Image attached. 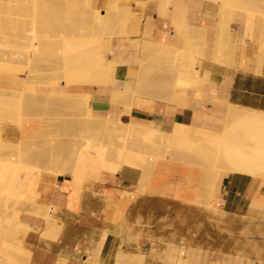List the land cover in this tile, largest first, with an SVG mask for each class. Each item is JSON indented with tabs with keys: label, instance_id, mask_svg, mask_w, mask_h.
Listing matches in <instances>:
<instances>
[{
	"label": "crops",
	"instance_id": "obj_1",
	"mask_svg": "<svg viewBox=\"0 0 264 264\" xmlns=\"http://www.w3.org/2000/svg\"><path fill=\"white\" fill-rule=\"evenodd\" d=\"M104 1L98 2L102 9ZM120 4L130 8L126 34L131 45L129 40L124 41L129 47L127 51L132 50V40H150L182 49L185 36L173 20L184 23L197 34L202 33V57L196 60L202 77L185 94L174 91L157 98L135 94L129 106L110 101L108 85H80L76 89L87 94L96 117L101 116L97 112L126 113L130 122L140 126L164 132L178 130L193 139L218 142L228 106L264 112V16L261 12L256 11L252 23H248L247 10L237 6L229 8L226 59L220 62L211 58L215 30L217 34L220 24L219 0H168L163 13L159 12V0H128ZM256 4L264 6L263 0ZM127 56L125 53L124 57ZM138 67L135 61L120 62L115 65V74L130 81L135 78ZM131 119L157 126H146ZM24 124L38 129L32 119L28 118ZM222 138L225 146L234 147L228 163L239 173H225L220 183L215 184L216 201H211L210 208L195 200L201 179L198 175L192 179L185 176L182 167L186 164L174 159H160L143 187L140 186L141 170L128 165L114 174L101 171L86 179L77 193L69 184V175L57 174L54 179L44 181L43 200L55 205L52 214L59 221L49 235H42L45 225L42 216L24 218L27 225L38 228L35 232L28 231L24 238L30 245L29 263L112 264L121 249L142 253L145 264H161L158 254L166 248V243L194 241L197 239L192 235L194 231L204 235L206 229H212L219 234L221 225L234 230L237 225L264 228V184L259 178L249 176L264 172V116L245 114L233 119Z\"/></svg>",
	"mask_w": 264,
	"mask_h": 264
},
{
	"label": "rangeland",
	"instance_id": "obj_2",
	"mask_svg": "<svg viewBox=\"0 0 264 264\" xmlns=\"http://www.w3.org/2000/svg\"><path fill=\"white\" fill-rule=\"evenodd\" d=\"M10 1L13 2L11 3ZM29 1L26 0L17 1L20 2L21 4L25 3L24 5H21L20 3H16V0H7L5 1L7 2L5 3L7 5L6 9L4 5L2 6V8L0 7L3 10V11L0 10L1 21L5 20V24L7 25L4 31L6 33L8 31L7 34L0 33L2 34L0 35L1 40L3 38V40L5 41V39L7 38V41H5L6 43L11 41L14 44L16 42L14 36H17L15 33L19 31L18 29L17 30L15 29L16 31L13 30L12 32L15 35L12 36L13 38L10 37L9 34L11 31L9 32L10 28L8 27H10L11 24L9 26L10 23L9 21H11L12 23L13 19L20 20V18H22L20 21L23 24L21 25L23 28H24V23L27 22V24H25V28L29 27L26 25L28 24L30 25L32 23L33 17L31 16V12H30L31 10L29 9V7H31V4L28 3ZM39 1L42 4V8H40L39 9L40 11L37 12L38 13L37 17L41 21L39 23L38 22L36 23V28L32 27L30 29V27L33 24L28 28L30 29V32H32L31 35L33 33H36L35 35H38L37 36L38 38L36 37V41L38 42V45H40L39 47L41 49V55L43 54V56L39 54V59H36L37 64L40 65L42 64L41 66L43 67L44 66L57 67L56 63H58V66H60L62 63V58L60 60L61 63L60 61L57 60L55 63L53 57H57L58 54L57 58H60V53L56 52V54L52 56L53 58L52 61L47 57L50 60V63H47L46 65V61L48 60L47 58L44 57V55L48 56L49 53L47 50H45L46 46H43L46 45L45 44L46 41L43 42V45L41 41H44L43 37L47 33H54L57 34V36L58 35L60 36L70 32V33H74L75 35H82V36L84 35L94 38L97 42V50L99 51L100 56L103 58V62L105 64L95 63V53L93 51H87L82 55L79 61L80 62V64L78 65L79 68L76 70L70 69L68 72L80 71L79 69L82 68L87 69L88 84L108 85L109 99L114 103H121L123 105L129 106V104L131 105V100L135 94H138L137 96L146 95L154 98H157V96H164L166 94H169L171 93V91L173 92L172 90L173 82L178 74L188 75L191 71H193L192 68H187L186 66L180 64L178 58L181 57L183 54L182 51L179 49H177L174 53L171 54L165 53L163 62L158 63V61H155L156 64H152V61H154L155 58L151 57L152 58L151 60V58L147 57L148 55L147 52L141 50L142 41L137 42L132 40L134 42L132 45V50L127 51L129 47L124 45V41L129 40L126 34L127 22L129 19L128 14H124V15L121 14L122 22H123L122 33L120 35L118 34L108 37V35L96 34L92 32L91 27L94 18H96V15L98 14V10L92 8L91 4L89 6L81 5L79 4L80 2L79 0H39ZM240 5L241 4L239 5L236 4L234 6H240ZM220 6L221 7L223 6L222 7L223 10H227L230 7H232L229 5L228 6L222 5V3H220ZM24 7H26V9ZM4 9L5 10L8 9V11L6 13H3L5 12ZM11 9H13L12 11L15 12L12 13ZM19 9H20L19 11L20 16L17 15ZM23 11L24 13H26V17H30V18L24 17L25 14H23ZM10 12L11 14L9 16ZM28 12H30V14H27ZM2 13L5 15L2 16ZM21 14H23L24 16H22ZM6 16L8 17V19H6L7 18ZM12 16L14 17L13 19L10 18ZM225 18H227V14H224L222 16L220 15V20L221 19L224 20V21L221 20L223 24L227 22V19ZM23 19L25 20V22H23L24 21ZM26 19H28V21ZM19 20L16 21V23H14L13 21L12 25L14 26V24H18V28H19V23H20ZM2 24L0 23L1 27L3 26L2 28L4 29L5 24L3 21ZM11 29H14V27ZM28 29H23L22 31L23 33L19 32L20 36L22 37L25 36L24 33H28L27 32ZM24 30L26 31L24 32ZM29 34H26L27 38L24 37L23 40L21 37L20 38L17 37L18 38L17 40L21 39L19 40L21 42L18 43L17 41L16 43L29 44L32 38V36H29ZM3 35L5 36L7 35L6 38L2 37ZM41 37L43 39L40 40L39 38ZM191 41L198 42L200 41V39L198 40L196 38H193L191 39ZM41 45L43 48H41ZM130 45H131V41H130ZM124 49L126 50L125 52L126 56L128 55L127 57H124L125 55V53L123 52ZM52 52L53 51H50V53ZM192 55H195V51L194 53L192 52ZM6 56L9 57V54H7ZM6 56L1 55L0 57L6 58ZM43 57L46 59V61L43 59ZM173 57L175 58L174 59L175 62L171 64ZM111 59L114 61L112 64L114 67L117 63L120 62H125V61L137 62L139 67H138V71L136 72L135 78L130 81H126L124 78H119L120 80L118 81L117 84L115 85L111 84L110 65H107L108 63H112ZM147 60L149 61L150 65L148 64ZM6 63L8 64V61H6ZM6 63L0 61V69H3L5 66L6 67L9 66V65H5ZM5 72L7 71L5 70ZM32 73L33 72L31 73L29 72L30 75ZM14 74H16V71ZM14 74H10V75H14ZM52 74L57 78L48 80V78L51 77ZM61 74L62 73L60 69L52 70V71L46 70L43 72L42 76L44 77L42 79H39L37 81L30 80L32 83L28 81L29 83L26 82L23 84V89L25 92H32L34 93V95L37 94V96L33 95L32 98H27V99H31V102L32 100H39L40 102V103H38V101L37 102L33 101L34 103L30 102L33 105L31 106V104L27 102L28 100L24 99L25 102H23L24 100L23 101L21 100L22 102L17 101V98L15 97L13 91H11L12 88L9 87L8 81L0 73V89L2 88L5 91L6 89L9 90V94L13 93L12 95L14 96V97L11 96V94L9 95L8 93L6 95L9 96L6 97L4 96L5 98L0 96L3 98L0 99V107H1L0 143L2 144V146L0 144L1 146L0 147V193H1L0 195L2 196L0 199L2 202L6 199L5 202L11 203L12 206L11 207L10 205L5 204L3 202V204L5 205L2 208L3 205L0 202V212H4V213L7 212V214L10 215V218L13 220L12 225L18 222L16 224L17 226L16 225L10 226L12 228L6 232L5 229L7 230L6 228L7 226H0V258L2 259V260L0 259V263L3 262L4 260L3 257L5 259L11 258L13 261H15L14 264L15 263L23 264L25 263V261L30 260V256H31L30 245L28 246L25 243L24 238L28 231L35 232L38 228L37 226L27 225L26 230L23 231V227L25 226H18V225H20L21 222L26 224V222H28L24 220V218L26 217L41 218L42 216V218L44 219L43 213L46 212L47 209L46 206L47 201L43 200V193L41 189V185L44 181L48 180L49 178H54L57 174L69 175L70 176L69 184L74 190V192L77 193V191L79 190L78 188L77 189L75 188L78 187L79 185V183H77L79 182L77 178L82 179L84 182L86 179L93 178L95 175L98 174V172L103 171L98 167V165H95V167L92 168V172L91 170L88 171V174L83 171L81 167V162L83 155L85 154L86 151L92 152L95 151L96 149H102L103 147L104 157L112 161H115L118 158L116 156V153L119 152L121 154L120 158H118L119 169L123 165H128V166L133 165L132 167H137L141 170V178H140L141 187L144 186L152 168L158 163L160 159L167 158V159H174L180 161L184 159L183 163L186 164V166L184 165L182 167V170L185 176L187 175L188 177L191 175V177L188 178L192 179L193 177H196L198 175L199 179L202 178L200 180V185H198L196 189L195 200L197 202L204 204L206 207L209 208L212 207L211 201L213 200L216 201L213 194L215 184L214 185L211 184L210 186L207 183L208 179L206 178H208L209 175L205 173L206 172L205 170H207L206 168L207 165L213 166V168H215V166L218 167L219 165L222 164V158L219 153H218L219 155H216L214 151V155H213V151H212L209 160L208 158L207 160L201 158L199 155L197 156L196 154L191 155L192 158L191 159L189 157L190 155V153H188L189 151L188 152L186 151V147H189L190 145L188 142L184 144L182 143L180 145L184 148H181L179 146L176 147L173 145L175 147L174 148V147H170L171 146L170 143H167L165 141L166 137L171 135L172 132H164L134 124L130 122L129 120L130 117L126 113L108 112L103 114L97 112L101 114V116L96 117L95 116L96 112L92 109V107L89 104L88 96H87V101H88L90 116H86L82 114V112H80L79 109L78 111L77 108L72 107V103H74L75 101H71V104H69L70 103L69 100H66L67 101L66 102L64 101L66 98L64 99L60 97L65 94H68L69 96L79 95V92L77 91H81V90H78L76 88L84 84L76 83L74 81L71 82L70 80L68 81L63 77L60 78ZM47 75L50 76L46 78L45 76ZM163 75H167L168 82L164 83L159 81ZM45 79L48 81H45ZM21 87L22 85H19L17 89H20ZM67 88L69 89L68 91H66ZM113 88L124 89L128 93L129 97L128 98L126 97L125 99L113 97L110 91ZM82 92L85 93L84 91ZM39 94L40 95L47 94L48 96L42 95L41 97H39L40 99L36 98L38 97ZM52 94L59 95L57 96L58 98L55 97V100L57 99L56 101L54 99L53 100L49 99V98H54V97H49ZM43 97H45L46 100ZM10 98L12 99L10 100ZM8 99L10 103L7 102ZM47 99L51 101V104H49L50 101L48 102ZM58 99L60 100L63 99V100H61L62 101L61 102ZM43 101L46 102L47 104L44 103ZM1 102L2 103L7 102L9 105H7V103L2 104ZM16 103H19L20 105L19 104L16 105ZM26 103L27 105L30 104L29 106L32 107V108L29 107L30 109H25L28 115H25V111L23 110L24 108H28ZM22 105L24 106L26 105V107L23 108ZM73 105L74 107H76L75 103ZM13 106L14 109L18 110V113H16V117L14 113L15 110L12 111L13 109H11L13 108ZM9 110L10 112L7 113V111ZM3 111L5 115H3L2 113ZM9 113L11 115L12 113H14V115L9 116L8 115ZM20 114L23 115L21 116ZM7 115L10 118L13 117L14 121L13 120L11 121ZM15 118L17 123H15ZM28 118L32 119L33 122L38 125V129L36 130L30 129L29 126H26L24 124ZM87 118H91L92 120L95 119L97 121L99 120L101 122H98V124L100 125L103 124V125L100 128H98L100 125L98 126L97 122L92 123L93 125L92 128L90 124L86 121ZM131 120L133 122H137L134 119ZM137 123L146 126H157L155 123H148V122H137ZM19 127L21 129V132L18 129ZM128 127H130L131 129L130 128L128 129ZM12 131L14 132L11 133ZM148 132L153 133V138L156 142L161 140L160 142L163 144L156 143L150 148H146L144 143L140 141V136ZM124 135L126 136L125 138L126 140L124 141L127 142V139H129L128 140L129 142L131 141V138H133L132 139L133 142L129 144L125 143L127 145H125V147L124 146L122 147V145L119 144L120 143L119 140H122L123 138L121 139L120 137L121 136L125 137ZM128 135H131V138H128L129 137ZM183 135L187 136L185 133H183ZM117 137H119L120 139ZM165 142L168 144V146L165 144ZM98 144L102 147L100 148ZM188 149L189 148H187V150ZM232 150H234V147L225 146L223 144V138H222L221 152L224 157L225 163H227L228 165H229L228 156L232 154ZM149 157L152 158V161H148ZM199 159H201V163ZM192 164H197L198 167L194 169L191 166ZM202 170H204L205 172ZM202 172L205 175H208V177L204 178L203 177L204 174L202 175ZM226 173L229 172L227 171ZM5 187H10V188L13 187V190L17 192L18 195L16 194V196L18 197L15 198H11L13 196L6 197V192H4L5 193L4 196L3 189ZM15 202H17L18 204ZM5 207L9 209L8 210L6 209L7 211H3ZM57 221H59V219L54 217V213H53L51 217V222L48 224L46 223L44 225L41 232L42 235H49L53 231L55 222ZM254 223L256 224V222ZM221 227L222 229L219 234L218 231L212 229H206L204 235L200 234L201 233L200 231L199 234L197 233V231H194V234L192 235L197 236V239H195L194 241H192L191 239L190 240L183 239L181 244L166 243L167 244L166 248L161 249L158 254V260L160 261L161 264H264V228H260L256 225H254L252 229L246 228L245 225H237L236 230L230 229V227L226 225H221ZM201 238L203 240H199ZM175 249H177V251ZM3 253L5 254L3 255ZM5 255L6 256L8 255L9 257L8 256L5 257ZM143 257L144 255L140 252H135V253L125 252L119 249L116 252L112 264H145Z\"/></svg>",
	"mask_w": 264,
	"mask_h": 264
},
{
	"label": "bare ground",
	"instance_id": "obj_3",
	"mask_svg": "<svg viewBox=\"0 0 264 264\" xmlns=\"http://www.w3.org/2000/svg\"><path fill=\"white\" fill-rule=\"evenodd\" d=\"M5 1H7V0H0V7L2 8V6L4 5L5 6V9H6V7H7V5L5 4V3H7V2H5ZM17 1H19V0H16V3H20V2H17ZM20 1H23V0H20ZM25 1V0H24ZM26 1H29V0H26ZM80 2H79V4H81V5H87V6H89L90 4H91V6H92V8H94V9H97L98 10V14L96 15V18H94V21H93V24H92V27H91V30H92V32L93 33H96V34H103V35H108V37H110V36H113V35H120L121 33H122V26H123V22H122V15H124V14H130V8H129V6L128 5H121L120 4V2H126V1H128V0H105L104 2H105V8L104 9H102V8H99V6H98V2L99 1H101V0H79ZM150 1V0H149ZM155 1V0H154ZM167 1L168 0H159V12L160 13H163L164 12V7H166L165 6V4L167 3ZM213 1V0H212ZM220 1V3H222V5H229V6H234V5H236V4H241L240 6H237V7H239L240 9L241 8H244L245 10H247V21H248V23H252V20H253V17H254V14L256 13V11H259V12H261L262 14H263V16H264V6L263 7H260L259 5H257L256 4V2H258L259 0H219ZM9 2V1H8ZM11 2V1H10ZM13 2V1H12ZM11 2V3H12ZM15 2V1H14ZM139 2H141V1H139ZM138 2V3H139ZM148 2V1H147ZM263 2H264V0H263ZM27 3V2H26ZM29 4H31V7H29V9L31 10L30 12H31V16L33 17L32 18V23L29 25H26V26H31L32 24V26L30 27V29L33 27V28H36V23L38 22H40L41 20L40 19H38V17H37V12H39L40 10V8H42V4L40 3V1L39 0H30L29 2H28ZM129 3V2H128ZM134 3H135V1H134ZM21 4V3H20ZM25 4V3H24ZM23 3L21 4V5H24ZM143 4H144V2H143ZM18 5V4H17ZM20 6V5H19ZM10 7V6H9ZM13 7V6H12ZM16 7V6H15ZM131 7V6H130ZM223 7V6H222ZM220 8V13H219V15H224V14H229L228 13V11H230V9H227V10H223V8ZM236 7V8H237ZM0 8V10L1 11H3L2 9ZM17 8V7H16ZM25 9H26V7H24ZM229 8V7H228ZM260 8V9H259ZM4 9V11L5 12H3V13H6L7 11H8V9L7 10H5ZM18 9V8H17ZM27 9H28V7H27ZM238 9V8H237ZM256 9H258V10H256ZM13 9H11V12L13 13V12H15V11H12ZM21 10H22V8H21ZM1 11H0V14H1ZM19 11H20V9L18 10V14L17 13H14V14H17V15H19L20 13H19ZM26 11V10H25ZM11 12L9 13V16H10V14H11ZM30 12H28L27 14H30ZM2 13V16L3 15H5V14H3ZM23 14H25V16L23 15ZM23 14H21L22 16H24V17H26V13H24V11H23ZM122 14V15H121ZM20 16V15H19ZM27 16H29V15H27ZM7 17V16H6ZM3 18V17H2ZM10 18H14L13 16L12 17H10ZM16 18V17H15ZM26 18H30V17H26ZM6 19H8V17L6 18ZM22 18H20V20H21ZM225 19H228V18H225ZM9 20H11V19H9ZM19 19H13V21H14V23H16V21H18ZM19 20V21H20ZM24 20V19H23ZM22 20V21H23ZM27 21H28V19H26ZM29 20H31V19H29ZM221 20H223V19H221ZM221 20H220V24H219V27H218V33L216 34V32H217V30H215L216 32H215V38H214V40H213V42H214V44H213V53H211L212 54V56H211V58H212V60H215V61H220V62H222L223 60H225L224 59V57L226 56L225 54H226V52L224 51V46H226L227 45V42H226V40H225V35H226V33L228 32H226V30H227V28H226V23H224L223 24V22H221ZM3 22H4V24H5V20H2ZM2 21H1V16H0V23L2 24ZM13 21H12V23H11V21H9L8 23H9V26H10V24H11V26L10 27H8V28H10L9 29V32H10V34H9V36L10 37H12V36H14L15 34L17 35V36H14V38H15V40H16V42L18 41V43H20L21 41H19V40H21V39H19V40H17L18 38L17 37H21L22 38V40H23V38L24 37H26L27 38V35L26 34H29V32H30V29H28V28H25V24H27V22L26 23H24V28L21 26V25H23L22 23H21V21H20V23H19V28L21 27L22 28V30H21V28H20V30H19V28H18V24H14V26L12 25L13 24ZM224 21V20H223ZM7 22V21H6ZM23 22H25V20L23 21ZM28 23H30V22H28ZM217 23V22H216ZM173 24L174 25H176V27L178 28V31L179 32H182L183 34H184V36H185V40H184V47L182 48V49H179V50H181L182 51V56L181 57H179L178 58V60L180 61V64L181 65H184V66H186L187 68H192L193 69V71H191L188 75H182V74H178L177 76H176V79L174 80V82H173V86H172V90H173V92L174 91H180V92H183V94H185L184 92L186 91V89L187 88H189V87H191V86H193V85H195V84H197V83H199L200 82V80H201V74L199 73V71H198V69H197V67H196V60H197V58L198 57H202V49H203V44H204V36H203V34L202 33H195L193 30H192V28H190V27H188L187 25H185L184 23H180V22H176V21H174L173 20ZM264 24V23H263ZM3 25V24H2ZM15 25H17V26H15ZM7 25L5 24L4 25V29L1 27V25H0V27H1V29L4 31L5 30V27H6ZM14 27V29H11V28H13ZM16 27V28H15ZM0 29V31H2ZM7 29V28H6ZM18 29V31L20 32V33H23L22 31H23V29H28L27 30V32L28 33H24V35L25 36H20V33L19 32H16L15 34H13V30L14 31H16V30ZM34 30V29H33ZM32 30V31H33ZM0 32V33H2V34H7L8 33V31H7V33L5 32ZM26 30H24V32H25ZM199 31V30H198ZM47 32V31H46ZM31 33L32 32H30V34H29V36H32V38H31V42H29V44H25V43H23V44H17L16 42V44L14 43H12L11 41V43L10 42H8V43H6L5 41H7V38H6V36L5 35H3L2 37H5L6 39H5V41L3 40V38H2V40H1V38H0V56L2 55H4V56H6L7 54H9V57H7L6 56V58H4V57H0V61H2V62H5L6 63V61H8V64L6 63L5 65H12V66H5L3 69H0V73L5 77V79L8 81V83H9V87L10 88H12V90L11 91H13V93H14V95H15V97L17 98V101L18 102H20L21 100L23 101L24 99L25 100H28L27 102L28 103H30L31 102V99H27V98H32V96L34 95V93H32V92H25L24 91V89H23V84L24 83H26V82H30V83H32L30 80H35V81H37V80H39V79H42L44 76H42L43 75V72L44 71H46V70H48V71H52V70H58V69H60L61 70V76H60V78L61 77H63L64 79H67L68 81L70 80L71 82L72 81H74V82H76V83H80V84H88V81H87V75H88V73H87V69H85V68H82V69H79L80 71H70V72H68L70 69L71 70H76V69H78L79 68V64H80V59H81V57H82V55L84 54V53H86L87 51H93L94 53H95V63H97V64H103L104 62H103V58L100 56V53H99V51L97 50V42H96V40L94 39V38H92V37H88V36H82V35H75L74 33H67V34H64V35H58L57 36V34H54V33H47L46 35H44V39L41 37V38H39L40 40L41 39H43L44 41H41L42 42V45H43V42H45V44L46 45H43V46H46V48H45V50H47L48 51V53L51 55H49L48 53H46V54H48V56L47 55H44V57L45 58H49V59H51V61H52V59L54 58V60H55V63H56V60L57 61H60L61 60V58H62V63H61V61H60V63H61V65H60V63H59V65L60 66H58V63H56V66L57 67H53V66H41L40 64H37V62H36V59H39V54L41 55V49H40V45H38V42L36 41V37L38 36V35H35L36 33H33L32 35H31ZM2 34H0V35H2ZM217 35V36H216ZM237 35H235V37H236ZM229 37V36H228ZM231 37V36H230ZM234 37V36H233ZM13 38V37H12ZM38 38V37H37ZM193 38H196V39H200V41H198V42H192L191 41V39H193ZM29 39H30V37H29ZM38 39V40H39ZM2 41V42H1ZM39 43H40V41H39ZM233 43V42H232ZM226 44V45H225ZM42 45H41V48H43L42 47ZM142 46H141V50H143L144 52H147V57H149V58H151V57H153V58H155V60L154 61H152V64H156L155 63V61H158V63H161V62H163V58H164V54L165 53H167V54H171V53H174L177 49H175V48H172L170 45H166V44H162V43H156V42H153V41H149V40H143L142 41V44H141ZM202 46V47H201ZM226 49V48H225ZM50 51H53L52 53H50ZM194 51H195V55H192V52L194 53ZM55 52V53H54ZM56 52H58V53H60V58H57L58 57V54H57V57H53L52 58V56H54L55 54H56ZM225 52V53H224ZM185 53V54H184ZM258 54H260V53H258ZM37 56H38V58H37ZM41 56H43V54L41 55ZM258 56V55H257ZM260 56V55H259ZM43 57V59L46 61V59ZM8 58V59H7ZM47 58V60L48 61H46V65H47V63H50V60ZM234 58V57H233ZM264 58V57H263ZM40 59H42V58H40ZM174 57L172 58V61H171V64L172 63H174L175 61H174ZM229 59V58H228ZM112 60V59H111ZM151 60H152V58H151ZM263 60V59H262ZM110 61V60H109ZM145 61V60H144ZM148 61V60H147ZM260 61V60H259ZM113 60H112V63H106L107 65H110V79H111V84H117L118 83V81L120 80L119 78L120 77H117L116 76V74H115V67L112 65L113 64ZM146 62V61H145ZM224 62V61H223ZM9 63H11V64H9ZM18 65V66H16V65ZM105 64V63H104ZM148 64H149V61H148ZM22 65V66H21ZM150 65V64H149ZM59 67V68H58ZM257 67V66H256ZM23 69V70H22ZM256 69V68H255ZM5 70L7 71V72H5ZM9 70H11V71H9ZM15 71H16V74H14L15 73ZM9 72H12V73H9ZM29 72L31 73V72H33L31 75L29 74ZM8 73V74H7ZM18 73V74H17ZM10 74H14V75H10ZM18 75V76H17ZM58 75V74H57ZM205 75V74H204ZM50 76V75H49ZM48 75L47 76H45L46 78H48L49 77ZM54 78H57L56 76H53V74L51 75V77H49L48 78V80H52V79H54ZM48 80H46L45 79V81H48ZM159 81H161V82H164V83H166V82H168V77H167V75H163L161 78H160V80ZM28 82V83H29ZM33 83H35V82H33ZM36 83H38V82H36ZM42 83V82H41ZM46 83H48V82H46ZM19 85H22V87L20 88V89H17V87L19 86ZM8 87V86H7ZM2 89V88H1ZM0 89V96H2L3 98H5L6 96H9L10 94H9V90H7L6 89V91H8V92H6L4 89H2L1 90ZM165 89V88H164ZM3 91H5V92H3ZM111 91V94L113 95V97H116V98H120V99H125L126 97L128 98L129 96H128V93L124 90V89H120V88H113V89H111L110 90ZM77 92H79V95H75V96H69L68 94H65V95H63V96H60V97H62V98H66L64 101H66V100H69L70 101V103L69 104H71V101H75L74 103H75V105H76V107H74V103H72V107L73 108H77V110L79 109L80 110V112H82V114H84V115H86V116H90V112H89V106H88V101H87V95L85 94V93H83L82 91H77ZM172 92V91H171ZM4 93V94H3ZM9 94V95H6V94ZM12 93V94H13ZM3 94V95H2ZM11 94V96H13ZM181 94V93H180ZM43 95V94H42ZM42 95H38V97H36V98H39V97H41ZM45 95H47V94H45ZM45 95H43V96H45ZM5 96V97H4ZM28 96H30V97H28ZM34 96H37V94L36 95H34ZM48 96V95H47ZM46 96V97H47ZM57 96H59V95H56V94H52V95H50L49 97H54V98H49V99H54L55 100V97H57ZM2 97H0V99L2 98ZM14 97V96H13ZM59 97V98H60ZM2 98V99H3ZM9 98V97H8ZM44 99H45V97H43ZM58 98V97H57ZM12 98H10V100H11ZM35 99V98H34ZM40 99V98H39ZM49 99H47V101L49 102L50 100ZM16 100V99H15ZM25 100L23 101V102H25ZM30 100V101H29ZM41 100H42V98H41ZM46 100V99H45ZM57 100V99H56ZM55 100V101H56ZM58 100H60V99H58ZM61 100H63V99H61ZM60 100V101H61ZM7 101V100H6ZM21 101V102H22ZM33 101H38V103H40L39 102V100H32V102ZM8 103H10V101H9V99H8V101H7ZM6 102V103H7ZM31 102V103H32ZM44 102V101H43ZM58 102V101H57ZM62 102V101H61ZM67 102V101H66ZM2 103V102H1ZM5 103V102H4ZM4 103H2V104H4ZM5 103V104H6ZM7 103V105H9ZM30 103V104H31ZM34 103V102H33ZM41 103H42V101H41ZM44 103H46V102H44ZM54 103V102H53ZM17 104H19V103H16V105ZM30 104H28L27 105V103H26V105L28 106V108H24V107H26V105L24 106V105H22L23 106V110L25 111V115H28L26 112V110L25 109H30L29 107H31V106H33L32 104H31V106H29ZM47 104V103H46ZM49 104H51V101L49 102ZM230 104V103H229ZM15 105V106H16ZM20 105V104H19ZM36 105V104H35ZM130 105V104H129ZM3 107V106H2ZM4 107H5V105H4ZM37 107V106H36ZM32 108V107H31ZM34 108V107H33ZM4 109V108H3ZM8 109V108H7ZM11 109H13L12 111H14L15 110V117H16V113H18V110L17 109H14V106H13V108H11ZM43 109V108H42ZM0 110H1V107H0ZM17 110V111H16ZM32 110V109H31ZM76 110V109H75ZM78 110V111H79ZM24 111H23V114H24ZM30 111V110H29ZM34 111H36V110H34ZM8 112H10V110L9 111H7V113ZM33 112V111H32ZM3 113V115H5V113H4V111L2 112ZM14 113H12V115L9 113L8 115L9 116H13L14 115ZM29 113V112H28ZM40 113V112H39ZM23 114H20L21 116L23 115ZM245 114H260V115H263L264 116V112H260V111H258V110H254V109H251V108H247V107H241V106H238V105H230V106H228V111L226 112V114L224 115V125H223V128H222V132H221V136H220V140L218 141V142H214V141H211V142H203V141H201V140H199V139H193V138H190L189 136H185V135H183V132H181V131H178V130H175L174 132H172L171 133V135H169L168 137H166V139H165V141L167 142V143H170V147H174V146H176V147H181V148H184V147H182V146H180L182 143L184 144V143H189L190 145H189V147H186V151L188 152V153H190V155H189V157L191 158V155H193V154H196L197 156L199 155L201 158H204V159H206L207 160V158H208V160L210 159V157H211V154H212V151H213V155H214V151H215V154L216 155H219L220 154V156H221V158H222V164L221 165H219L218 167L217 166H215V168H213V166H208L207 165V170H202V171H204L205 173H207L208 175H209V177H208V175H205L203 172H202V175L204 174V178H206V177H208V178H206V179H208V181H207V183L211 186V184H216V183H220V181H221V178L223 177V175L228 171L229 173H239V172H237L236 170H234L233 168H231L227 163H225V161H224V157H223V155H222V152H221V142H222V136H223V133H224V131H225V129H226V127H227V125L233 120V119H235V118H237V117H239V116H242V115H245ZM7 115V116H8ZM39 115V114H38ZM8 116V117H9ZM20 116V117H21ZM3 117V116H2ZM10 118V117H9ZM14 118L13 117H11L10 118V120L12 121ZM21 119V118H20ZM20 119H19V121H20ZM14 121V120H13ZM18 121V122H19ZM86 121L90 124V126L93 128V125H92V123H96L97 122V124H98V122H101V121H97V120H92L91 118H87L86 119ZM15 123H17L16 122V118H15ZM100 124H98V126H99ZM103 124H101L98 128H100L101 126H102ZM96 126V125H95ZM96 127V128H97ZM130 127H128V129H129ZM19 129V131L21 132V129H20V127L18 128ZM131 129V128H130ZM128 131V130H127ZM14 131H12L11 133H13ZM129 132V131H128ZM127 133V132H126ZM125 136V135H124ZM129 137L128 138H131V135H128ZM117 138H119V137H117ZM122 140H119L120 141V143L119 144H121L122 145V147L124 146L125 147V145H127V144H125V143H132L133 141H132V139L133 138H131V141H129L128 142V140L129 139H127V142L126 141H124V140H126L125 138H126V136L125 137H123V136H121L120 137ZM119 138V139H120ZM1 139V138H0ZM211 140V139H210ZM2 141V140H1ZM5 141V140H4ZM116 141V140H115ZM140 141L142 142V143H144V145H145V147L146 148H150L151 146H153V145H155L156 143L157 144H160L161 142V140L160 141H155L154 140V138H153V133L152 132H148V133H144V134H142L141 136H140ZM117 142V141H116ZM165 142V144L168 146V144ZM123 143V144H122ZM1 144V143H0ZM161 144H163V143H161ZM97 145V144H96ZM174 145V146H173ZM1 146H2V144H1ZM0 146V147H1ZM98 146L101 148L102 146H100L99 144H98ZM175 148V147H174ZM187 148H189L188 150H187ZM174 150V149H173ZM185 150V149H184ZM184 152V151H183ZM104 149H103V147H102V149H96L95 151H92V152H89V151H86L85 152V154L83 155V158H82V162H81V167H82V169H83V171L84 172H86L87 174H88V171H90L91 170V172H92V168L93 167H95V165H98V167L101 169V170H103V171H107V172H109V173H112V174H114V173H116L118 170H119V163H118V161H119V159L118 158H120V156H121V154L118 152V153H116V156L118 157L115 161H112V160H109V159H106L105 157H104ZM219 153V154H218ZM158 157H159V155H158ZM193 157V156H192ZM160 158H161V155H160ZM187 158V157H186ZM199 158V157H198ZM192 159V158H191ZM190 159V160H191ZM204 159H202V160H204ZM215 159V158H214ZM218 159V158H217ZM184 160V159H183ZM182 160V161H183ZM189 160V161H190ZM219 160H220V158H219ZM148 161H152V158H148ZM157 161H158V159H157ZM199 161H200V163H201V159H199ZM198 161V162H199ZM199 163V164H200ZM151 164H152V162H151ZM133 166V165H132ZM202 166V165H201ZM95 169V168H94ZM99 170V169H98ZM99 173V172H98ZM187 176V175H186ZM250 177H256V178H259L260 179V181L262 182V184H264V172H261V173H258V174H250L249 175ZM188 177H191V175L190 176H188ZM240 178V177H239ZM54 179V178H53ZM202 179V178H201ZM76 180V179H75ZM74 180V181H75ZM77 180H79V182H77V183H79V185H78V187H75L76 189L78 188V189H80L81 187H82V184H83V180L82 179H78L77 178ZM204 180V179H203ZM202 180V181H203ZM76 182V181H75ZM75 182H74V184H75ZM53 185V184H52ZM76 186V185H75ZM215 186V185H214ZM208 187V186H207ZM57 188H59V187H57ZM53 190V189H52ZM55 190H56V188H55ZM2 191V190H1ZM79 191V190H78ZM4 192H6V197H9V196H13V197H11V198H15V197H18V196H16V194H17V192L16 191H14L13 190V187L12 188H10V187H5L4 189H3V195L5 196V193ZM61 192V191H60ZM1 194V193H0ZM15 195V196H14ZM18 195V194H17ZM49 195H51V193H49L48 195H46V197H48ZM60 196L61 195H59V198H60ZM2 196L0 195V198H1ZM45 197V198H46ZM54 197V196H53ZM63 197V196H62ZM10 198V199H11ZM9 199V198H8ZM17 199V198H16ZM20 199V198H19ZM3 200H4V197H3ZM50 200V199H49ZM51 200H52V198H51ZM55 200V199H54ZM58 200V199H57ZM6 201V199L3 201L5 204H8V205H10L11 206V203H6L5 202ZM13 201V200H12ZM53 201V200H52ZM61 201V200H60ZM0 202H1V204L3 205L2 206V208L4 207V205L5 204H3V202L1 201V199H0ZM14 202V201H13ZM12 202V203H13ZM21 202H23V201H21ZM56 202H58V201H56ZM55 202V203H56ZM15 203H17V202H15ZM18 204V203H17ZM13 205V204H12ZM49 205V206H48ZM54 204L52 203V202H49V201H47V209H46V212H44L43 213V217H44V220H45V224L47 223H50L51 222V217H52V212H53V209H54V207L55 206H53ZM10 206H8V207H10ZM15 206V205H14ZM13 206V207H14ZM12 207V206H11ZM9 209V208H7V207H5V209L3 210V211H7V210ZM1 210V211H2ZM4 212H0V226H7L6 228H7V230L5 229V232L6 231H9L12 227H10V226H14V225H16L18 222H16V224H14V225H12V219L10 218V215L9 214H7V212H5L4 214H3ZM17 226V225H16ZM18 226H25V227H23V231H25L26 230V228H27V224H24V223H20V225H18ZM153 249V248H152ZM154 250V249H153ZM176 251H177V249H175ZM174 250V251H175ZM179 252V251H178ZM7 253V252H6ZM5 253H3V255H4ZM30 255V254H29ZM8 256V255H7ZM6 255H5V257H7ZM3 257V256H2ZM9 257V256H8ZM31 257V256H30ZM1 259V258H0ZM3 262L5 263V261H6V263L5 264H14V262L15 261H13L11 258H4L3 257ZM2 260V259H1ZM13 261V262H12ZM3 262H1V263H3ZM30 262V260H27V261H25V263H23V264H30L29 263ZM0 263V264H1ZM3 263V264H4ZM16 264V263H15Z\"/></svg>",
	"mask_w": 264,
	"mask_h": 264
}]
</instances>
